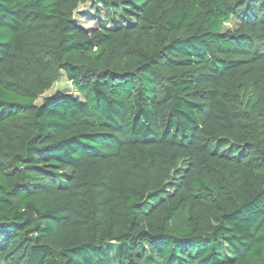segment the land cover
Wrapping results in <instances>:
<instances>
[{"label":"trees","instance_id":"obj_1","mask_svg":"<svg viewBox=\"0 0 264 264\" xmlns=\"http://www.w3.org/2000/svg\"><path fill=\"white\" fill-rule=\"evenodd\" d=\"M0 264H264V0H0Z\"/></svg>","mask_w":264,"mask_h":264},{"label":"rangeland","instance_id":"obj_2","mask_svg":"<svg viewBox=\"0 0 264 264\" xmlns=\"http://www.w3.org/2000/svg\"><path fill=\"white\" fill-rule=\"evenodd\" d=\"M74 21L83 28L89 29L97 25V20L93 16V9L90 7V2L80 4L79 8L75 11ZM232 22L230 23V25ZM229 25V24H227ZM229 25V26H230ZM57 91H63L68 93H75V89L69 81H66L64 78L55 82L52 87L46 91L37 101L39 104L42 102V99L46 96H50Z\"/></svg>","mask_w":264,"mask_h":264}]
</instances>
